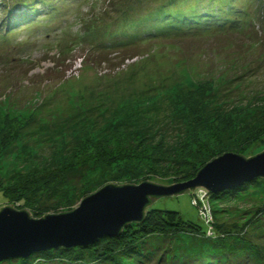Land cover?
<instances>
[{
    "label": "rangeland",
    "instance_id": "374dc122",
    "mask_svg": "<svg viewBox=\"0 0 264 264\" xmlns=\"http://www.w3.org/2000/svg\"><path fill=\"white\" fill-rule=\"evenodd\" d=\"M50 2L51 9L43 4L36 7L41 14L38 21L9 30V15L2 12L4 4L6 9L12 4L0 0V211L13 207L41 219L74 210L83 199L107 185L151 182L173 186L190 181L182 177L197 166L199 169V162L214 153V159L226 153L249 159L264 152V25L256 10L264 0L236 1V10H245L250 19L246 32L225 30L222 34L217 29L210 36L197 37L180 31L177 37L106 52L99 45L105 42L104 37L93 33L85 38L84 31L95 28L103 33L113 29L115 25L111 24L122 12L134 9L136 16L144 9L152 10L155 0ZM210 2L195 0L185 6L203 4L201 13L205 14ZM54 10L57 15L52 14ZM201 86L205 89L193 97L194 101L185 100L190 104L188 112L180 99ZM200 103L207 115L205 121L222 109L223 113L232 111L234 120L220 126L204 125L198 121L203 113L196 115ZM122 122H135L136 127L129 129L132 134L142 132L140 136H154L157 142L170 140L169 149L177 160L185 154L182 164L170 170L152 169L149 157L137 155L134 159L120 157L113 166L100 161V165L91 164V169H80L78 177L71 176L81 172L82 165L76 161L91 159L89 152L98 146L88 144L90 137L113 124L120 127ZM183 126L191 136L186 138L194 142L180 150L178 141L186 135L173 129ZM128 127L133 128V124ZM164 135H168L166 139ZM128 141H123V148ZM63 157L76 160L78 170L59 169ZM168 163L164 161L162 167H171ZM193 164L197 166L190 170ZM47 174L55 177L51 184L55 189L62 181L59 196L67 193L72 204H44L38 196L41 190L28 186V179H41ZM66 175L71 177L63 181ZM21 182L28 184L18 187ZM249 183L246 191L220 198L198 187L157 198L146 208V212H178L185 221L200 226L204 235L154 234L143 241L141 255L133 256L117 251L104 257L105 247L96 250L94 245L75 247L71 252L54 249L55 258L44 255L45 264H203L205 259L226 264L227 253L234 252L236 259L248 254L246 248L237 249L242 242L264 253V219H254L264 212V179ZM16 187L21 196L13 193ZM53 190L46 188V192ZM31 256L30 264H39L38 257ZM29 258L2 264H22L20 259ZM253 260L238 264H264V259Z\"/></svg>",
    "mask_w": 264,
    "mask_h": 264
},
{
    "label": "trees",
    "instance_id": "16d2710c",
    "mask_svg": "<svg viewBox=\"0 0 264 264\" xmlns=\"http://www.w3.org/2000/svg\"><path fill=\"white\" fill-rule=\"evenodd\" d=\"M11 2L12 6L9 8L4 4L3 12H5L9 15L8 16V29L9 30H17L20 29V27H27L29 24L31 25L35 20H39L41 17V14L38 12L40 11L39 9L37 10L36 7L41 5L47 6L48 9H51V2L50 0H8ZM156 5L152 10L141 12L140 14L134 16V9H130L128 11L122 12L120 16H118L114 23L111 25H115V28L112 29L110 27L107 31L101 33V29H95L93 28L92 30H85L84 31V37H91L93 33H98L100 34V37H104L105 42L104 43H99L100 47L104 49V52L110 51V49L114 48H127V47H133L135 45H138L139 43H144V42H153L155 40H161L163 38H173L177 37L178 33L180 31L189 33L190 35L194 36H205L208 35L210 36L211 32L215 31L218 29V31L222 32V34H225L226 31H233L237 33H242L246 32L248 29V24L250 22V19L248 17L247 12L245 10H236V1L238 0H211L210 4L205 8L206 12L205 14L201 13V10L203 9V4H199L197 6H191L186 7L185 5H190L189 0H155ZM6 3V1H5ZM25 8L26 11H22L21 9ZM189 9V11H187ZM257 12L259 15V21L264 25V3L261 2V4L257 7ZM54 10L52 14L57 15V13ZM52 14L48 15V18L52 17ZM256 14V13H255ZM31 16V19H28V17ZM42 19V18H41ZM260 26V25H259ZM264 29V26H262ZM232 32V33H233ZM264 34V31H263ZM262 34V36H263ZM93 38V37H92ZM98 39V38H97ZM96 41V39H95ZM103 51V50H102ZM202 88L205 89V86H201V88L196 89L194 91H190L191 93L187 96L184 95L180 99L179 103H184L185 105L188 106V112L190 111V104H186L185 100L193 99V97H197V95L202 91ZM200 90V91H199ZM193 105V104H192ZM199 108L197 111L196 115L199 114L200 112L203 113V120L200 118L198 121L203 122L204 125H207L206 123L209 124H214L216 126L223 125L225 124H231V120H234V116H232V111L223 113L220 110L216 115H214V118H209L208 121H205L207 119V115L205 112L202 111L203 106ZM198 117V115H197ZM197 123V121H195ZM135 122H122L120 127H118L116 124H113L111 126H108L105 130H101L99 133L94 134V137H90L89 139V145L91 144H98L97 147L93 148V150L89 153H91V159L93 157V160L89 159H82V160H72L67 157H63L62 164L59 165V169H62L66 167L65 169H68L67 167L73 169V170H78L77 166H75V161L81 164L82 166H79V170L83 169L84 171L91 166V164L95 165H100L104 161V163H107L111 166H113L112 163L114 162H119L120 157H125V158H132L133 157H141L143 159H149L150 164L152 162L153 168L152 169H164V170H170L173 167L179 165L181 156H184L185 154H181L176 157V154H173V151L169 149L170 144L172 143L170 140L168 141H160L157 142L154 140V136H140L141 134L144 133H134V131H130L129 129H134L136 125L134 124ZM200 123V122H199ZM222 123V124H221ZM133 128H129L128 126H132ZM220 124V125H219ZM250 128V127H247ZM243 130H249L244 127L240 128ZM260 128L258 130V133H260ZM174 131H179L181 135H186L185 139L179 140L178 142V148H189L191 144H193V140L191 142L189 141V138L186 137H191L187 136L189 135V132L185 131V126L182 128L176 127L173 129ZM251 129L250 131H253ZM140 131V130H139ZM128 133V134H125ZM132 134V135H131ZM198 134V133H197ZM196 134V135H197ZM97 136H100L97 138ZM130 136V137H128ZM166 136V135H164ZM168 136V135H167ZM165 137V139L167 138ZM143 137V138H142ZM125 139H128L129 145L125 148H123V141ZM177 140V138L175 137ZM200 140V139H199ZM198 142V141H197ZM119 148H122V150H119ZM180 149V150H181ZM127 152V153H126ZM88 153V154H89ZM129 153V154H128ZM128 154V155H127ZM151 155V156H149ZM211 158H208L206 161H201L199 164H201L200 168L198 169L197 164H193L191 166V169L194 166H197V169H193L191 172H188L182 177L183 179H192L194 178L198 172L205 166L206 163H208L210 160L214 159L215 153L210 155ZM149 157V158H147ZM175 157V159H174ZM97 158V159H94ZM183 158V157H182ZM137 159V158H136ZM164 161L169 164L171 163V167H162ZM183 161V159L181 160ZM71 163L70 165H65ZM88 163V164H87ZM87 164L86 166H84ZM182 164V163H180ZM63 166V167H62ZM92 166V167H94ZM50 167L46 168V171ZM58 169V170H59ZM64 169V170H65ZM81 172L75 173L71 176H76L80 175ZM49 172V170H48ZM69 176V177H71ZM68 177V178H69ZM27 178V177H26ZM25 178V182H26ZM67 175L62 178L65 179L63 181H66ZM55 177L54 176H49L48 174L46 176H43L41 179L38 178H33V180H30L28 183H23L21 182L18 187H23L24 185L28 184V186L35 187V190H41V192L38 194L40 197L39 199H42L44 204H50V203H55L58 205H63V206H68L69 204H72L71 197L65 193V195L59 196L62 192L60 191V188H58L59 185L62 184L59 183L58 185H55L57 187L56 189L52 187V183L54 182ZM255 181V180H254ZM251 185V183H246L244 186L235 188L232 190H226L221 193L217 194H212L208 190H205L204 192H208L211 196L214 198H220L222 196H225L226 194H238L239 192L246 191L247 188ZM53 188V191H47L46 188ZM14 189L16 191H14ZM17 187L13 188V193H18L19 196H21V190L17 191ZM64 197V198H61ZM254 219H264V212L260 213L257 215L256 218ZM204 230L200 227L197 226L191 222L185 221L181 214L178 212H173V211H161V210H151L147 211L144 217V220L141 223H132V224H127V226L121 231V233L114 238H108L104 237L102 239H99L95 244L93 249L98 250L102 246L105 247V253L107 256L104 257H109L108 255H113L117 251H123L131 256L135 254H139L140 249L143 248L145 245L143 241L149 236L154 235V234H160L163 236H172L177 233H187L189 235H204ZM232 234L231 232L228 233L227 235L224 234V238H226L228 235L230 236ZM247 242H242V244L237 245V249H245L246 252L248 253L247 255L241 254L239 259H236L234 252L227 253L226 254V264H238L239 261H260L261 259H264V253L261 251L259 252L257 247L251 246H246ZM251 243V242H250ZM217 245V244H216ZM215 245V246H216ZM93 247V246H92ZM217 247V246H216ZM227 248V247H225ZM233 249V248H232ZM228 250V248H227ZM60 252H67L71 250H67L64 248H61L59 250ZM55 250H51L48 252H38L34 254V256L38 259L37 262L39 264H45L46 261V256L47 254L54 253ZM104 253V254H105ZM253 256H248L249 254ZM56 254V253H54ZM105 254V255H106ZM141 255V252L140 254ZM33 256H31L29 259H20L22 260V264H30V260L32 259ZM55 258L52 256L50 260H53ZM216 258H213V260ZM1 262L0 264H2ZM203 264H216L215 261L209 260L206 261L202 260Z\"/></svg>",
    "mask_w": 264,
    "mask_h": 264
},
{
    "label": "water",
    "instance_id": "95a60500",
    "mask_svg": "<svg viewBox=\"0 0 264 264\" xmlns=\"http://www.w3.org/2000/svg\"><path fill=\"white\" fill-rule=\"evenodd\" d=\"M261 178L264 179V152L249 159L226 153L206 164L186 183L107 185L66 213L33 219L25 210L5 207L0 211V263L54 249L88 248L104 237H117L127 224L141 223L146 208L157 198L198 187L217 194Z\"/></svg>",
    "mask_w": 264,
    "mask_h": 264
}]
</instances>
